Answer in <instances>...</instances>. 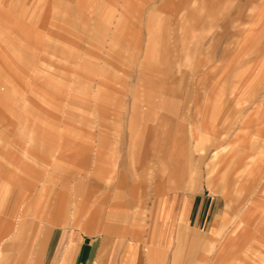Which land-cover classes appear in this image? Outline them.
<instances>
[{
  "label": "rangeland",
  "instance_id": "374dc122",
  "mask_svg": "<svg viewBox=\"0 0 264 264\" xmlns=\"http://www.w3.org/2000/svg\"><path fill=\"white\" fill-rule=\"evenodd\" d=\"M189 213L179 264H264V2L0 0V260L33 218L171 250Z\"/></svg>",
  "mask_w": 264,
  "mask_h": 264
},
{
  "label": "crops",
  "instance_id": "0c3cea01",
  "mask_svg": "<svg viewBox=\"0 0 264 264\" xmlns=\"http://www.w3.org/2000/svg\"><path fill=\"white\" fill-rule=\"evenodd\" d=\"M253 162L241 167L242 181L260 175L261 161ZM195 218L190 213L187 220L178 218L177 243L171 250L156 240L152 230L142 231L123 218L111 221L100 215L91 227L62 223V216L33 218L2 247L0 264H179L185 252L179 244L181 231L190 241L188 253L194 252Z\"/></svg>",
  "mask_w": 264,
  "mask_h": 264
}]
</instances>
